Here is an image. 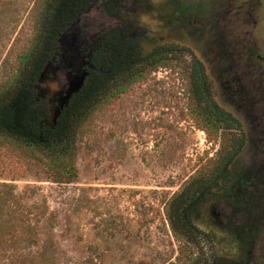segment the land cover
<instances>
[{
    "label": "rangeland",
    "instance_id": "1",
    "mask_svg": "<svg viewBox=\"0 0 264 264\" xmlns=\"http://www.w3.org/2000/svg\"><path fill=\"white\" fill-rule=\"evenodd\" d=\"M40 1L0 0L1 96L38 36ZM122 1L125 13L156 26L172 10L182 24L185 15L193 22L207 19L185 29L198 56L181 51L176 63L146 71L144 80L94 112L77 136L72 183L54 182L39 160L0 143V264H196L214 256L230 261L208 239L191 244L174 237L166 211L190 182L200 188L202 178L217 172V179L215 167L231 138L241 144L249 139L232 165L250 177L243 193L249 202L221 205L213 226L248 229L243 246L262 249L264 256V0H237L234 5L242 7L228 15L227 0ZM215 14L229 27H216ZM114 25L99 5L92 6L66 36L47 87L65 98L81 76L77 48ZM198 61L204 63L210 102L219 108L214 81L220 107L241 121L232 136L222 130L216 136L192 110L187 77ZM263 256L250 257L249 264H264Z\"/></svg>",
    "mask_w": 264,
    "mask_h": 264
},
{
    "label": "trees",
    "instance_id": "2",
    "mask_svg": "<svg viewBox=\"0 0 264 264\" xmlns=\"http://www.w3.org/2000/svg\"><path fill=\"white\" fill-rule=\"evenodd\" d=\"M41 1L43 11L38 36L32 48L21 57L15 78L5 84L7 88L0 95V143H8L39 160L50 171L54 182L68 184L78 174L77 136L83 133L94 112L103 104L113 102L137 80H144L146 71L176 63V55L180 52L159 51L140 60L134 50L136 39L131 28L135 22L120 12L125 5L122 0ZM94 5H99L101 13L119 24L105 34L93 37L91 43L77 48L81 80L63 98L58 90L48 88L46 83L52 68L61 61L66 36ZM187 79L192 110L199 121L216 136L221 130L232 133L241 122L234 114L210 102L200 63L190 68ZM229 143L215 167V172L226 176L229 174L228 160L241 147L240 141L233 138ZM216 173L202 178L200 188L190 182L182 193L169 201L166 214L174 237L191 244L200 240L189 214L200 200L201 193L216 182ZM237 185L235 196H238L243 182Z\"/></svg>",
    "mask_w": 264,
    "mask_h": 264
},
{
    "label": "flooded vegetation",
    "instance_id": "3",
    "mask_svg": "<svg viewBox=\"0 0 264 264\" xmlns=\"http://www.w3.org/2000/svg\"><path fill=\"white\" fill-rule=\"evenodd\" d=\"M236 1L237 0H227V2L230 3L231 5V7L227 11L223 9L225 12H227L226 13L227 15L232 12L234 13L235 11L238 12L242 7L240 4L235 6L234 2ZM237 3H239V1H237ZM120 12L121 13L124 12V7L121 8ZM173 12L174 11L172 10L167 14V16H165L166 17V21H164L165 24L160 26H156L155 23L152 21L150 22L144 21L143 19L137 16L132 17L128 13H126L129 16V19L132 22H135L134 24H132L131 28L134 31L133 35L136 39V46L134 49L137 52H139L140 60H146L152 57L153 55H156L159 51H171L176 53L184 50V51H188L190 54H193L196 57L198 56L195 50L191 49L188 46L189 37L187 36V31L185 29H187L186 27L187 23L193 24L194 25L193 28H197L203 26V24H201L202 21L208 22V20L204 19L203 17H197L193 22L191 20L190 21L187 20L185 15L183 17L185 21L182 24L181 21L176 16V11L175 14ZM217 14L213 15V17H215L216 19L215 21V24H217L216 27H219L218 25L219 23L222 24V21L220 19L218 20ZM85 15L80 19L77 25L80 24V22L83 20ZM106 17L115 21V25L110 26L108 29L118 26L119 22L117 20L110 18L107 15ZM199 18H202L203 20H200ZM225 21L227 25L222 24L223 26H221V28H225L226 26L229 27L227 20ZM108 29L104 30L105 32L103 33L101 32L100 34H105L108 31ZM220 33H221L220 35H222V32ZM220 35H218V37H220ZM95 36L96 35H94V37ZM138 40H140V42ZM143 43L145 44V47L144 49L143 48L140 49L141 44ZM175 46H179V47L175 48ZM218 48L215 46L214 49L215 57H218ZM204 60L206 59L204 58ZM198 62L201 65L203 64V68H204V63L202 61H198ZM212 85H213L212 88L217 95L216 102L219 106V109L235 115V113H233L232 111H229L224 107H220L222 104L219 102V96L217 92L218 85L215 84L214 81ZM241 135L243 136V134ZM241 141L242 144H240L241 147L238 149L237 153L233 156L231 160H228V171L230 173L227 176L225 174L217 175L218 177L216 179V182L213 183L209 188H207L206 191L201 193L202 196L200 197V200L197 201L196 205L191 209V213L189 214V218L192 222V226L194 230L198 233V237L201 240H203L204 238L208 239L211 246L214 248L215 252L222 250V252L225 253V258L230 257L231 260L224 262L218 259V257L214 256L206 260L198 261L196 262V264H249L250 257L256 259L257 254H260V258H262L263 256L261 253L263 252L262 249L255 251L253 247L247 248L243 246L244 245L243 243H245L244 241L248 240L249 235H251V233L250 234L248 233V229L241 230L239 231V233H236L233 229L223 232L216 229L213 226V222H212L214 220V217L215 218L219 217V212L217 211V209H219L221 205L223 204L229 205L233 201L243 204L249 202L248 200L243 199L247 197L243 193L244 191L245 192L248 191V186L251 183L250 177H248V175L246 174L247 171L244 170L241 166H238V169L236 170H232V165L237 163V160L240 157L241 153L245 149L247 150V146L250 144L249 139L247 138L246 139L244 138V140L241 138ZM252 144H254L253 146H256L257 141L256 142L253 141ZM240 181L243 182V186L240 187L241 189L240 192H238V196L239 195L241 196L240 198H238V196L234 195V191H235L234 188L238 186L237 184L240 183ZM245 186L247 187L244 189ZM245 248L247 249L242 256L243 249ZM254 264L256 263L254 262Z\"/></svg>",
    "mask_w": 264,
    "mask_h": 264
},
{
    "label": "water",
    "instance_id": "4",
    "mask_svg": "<svg viewBox=\"0 0 264 264\" xmlns=\"http://www.w3.org/2000/svg\"><path fill=\"white\" fill-rule=\"evenodd\" d=\"M80 80H81V79H79V82H78V84L80 83ZM78 84H77V85H78ZM77 85H76V86H77ZM76 86H75V87H76Z\"/></svg>",
    "mask_w": 264,
    "mask_h": 264
},
{
    "label": "bare ground",
    "instance_id": "5",
    "mask_svg": "<svg viewBox=\"0 0 264 264\" xmlns=\"http://www.w3.org/2000/svg\"><path fill=\"white\" fill-rule=\"evenodd\" d=\"M58 85H60V84H58Z\"/></svg>",
    "mask_w": 264,
    "mask_h": 264
}]
</instances>
